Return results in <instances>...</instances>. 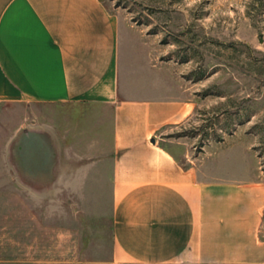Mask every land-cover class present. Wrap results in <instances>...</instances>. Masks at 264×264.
I'll return each instance as SVG.
<instances>
[{"label": "crops", "instance_id": "0c3cea01", "mask_svg": "<svg viewBox=\"0 0 264 264\" xmlns=\"http://www.w3.org/2000/svg\"><path fill=\"white\" fill-rule=\"evenodd\" d=\"M7 101L68 105L70 148L91 160L70 169L67 185L51 184L90 191L89 206L92 191L112 190L107 249L78 257L77 239L98 234L76 228L74 199L52 231V256L28 246V264H264V169L253 143L194 155L175 139L196 101L143 29L106 0H0ZM38 215L28 237H45Z\"/></svg>", "mask_w": 264, "mask_h": 264}, {"label": "rangeland", "instance_id": "374dc122", "mask_svg": "<svg viewBox=\"0 0 264 264\" xmlns=\"http://www.w3.org/2000/svg\"><path fill=\"white\" fill-rule=\"evenodd\" d=\"M106 1L143 29L157 61L172 66L196 101L194 111L175 128V139L194 155L247 139L264 169V0ZM72 111L68 105L0 102V264H28V246L52 256L60 244L52 231L62 226L60 216L68 218L74 199L76 228L98 234L77 239L78 257L98 255L90 247L107 249L111 243V189L92 191L89 206L90 191L51 184L67 185L70 169L91 160L76 157L75 146L70 148ZM100 202L102 207L95 206ZM100 211L106 215L102 219ZM37 213L45 237H28L37 229Z\"/></svg>", "mask_w": 264, "mask_h": 264}]
</instances>
